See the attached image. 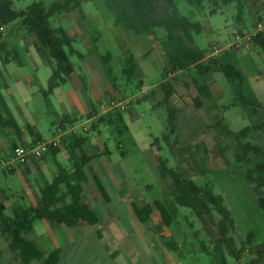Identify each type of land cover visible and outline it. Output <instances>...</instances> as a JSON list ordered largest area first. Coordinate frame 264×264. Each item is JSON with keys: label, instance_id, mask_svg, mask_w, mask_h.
Returning <instances> with one entry per match:
<instances>
[{"label": "rangeland", "instance_id": "1", "mask_svg": "<svg viewBox=\"0 0 264 264\" xmlns=\"http://www.w3.org/2000/svg\"><path fill=\"white\" fill-rule=\"evenodd\" d=\"M38 1L40 0H15L14 8L17 11L24 10ZM54 1L59 0H43L45 7H49ZM175 3L177 12L181 16L199 21L204 28L202 33L193 36L191 46L208 52L214 49L220 50L217 53L219 60L226 56L238 58L236 69L242 73V81L229 80L222 73L207 76L205 81L211 88L212 97L204 99L201 108H195L193 100L199 93L195 85L197 76L194 71L177 74L176 79H173L172 73L167 77L163 74L166 59L162 52L160 38L166 33L164 29H156L155 38H152L147 34L135 35L119 28L121 32H119L118 42L112 34L115 31L113 15L100 1L83 3L82 8L90 18L101 19V23L94 25L89 35L93 41L98 39L94 42V49L87 47L83 41L74 43V49L86 56L91 55V50L99 55H111V61L108 64L103 63L101 58L100 62L103 66L105 65L107 78L113 82L114 93L120 92L124 97L122 102L126 110L123 112V120L128 128V131H125L124 127L97 124V120H94L92 123L97 125V129L89 134L91 142L98 147L102 144L110 151V155L104 160L95 159L94 161H107V164H112L116 170L125 172L134 190L135 203L143 205L154 200L170 201L167 196L170 180L160 182L158 179V159H165L168 161V167L184 178L193 180L200 186L208 185L216 195L223 197L225 206L235 220V229L231 235L237 247L246 242L248 235H251L252 246L264 245V213L258 205V195L254 186L247 183L245 179L246 167L234 160L235 140L225 137L223 133L224 129L238 132L245 127H257L252 129L246 141L264 149V47L252 42L240 50L229 48L223 51L234 41L233 32L241 29L247 34L248 31L253 30V18L247 7L243 16L244 23L240 24L236 20L234 5L222 7L214 15H209V8L198 12L185 0H175ZM262 7L256 20L264 19V4ZM74 16L79 18L77 12L71 13L70 17ZM68 19V15H55L50 18V25L52 28L66 29ZM94 30L97 32L93 33ZM5 35L10 46L21 49L19 45L23 46V43L18 38L16 25L8 27ZM126 51L128 55H133L138 65L136 79L132 82H127L121 71L125 63ZM20 57L25 60L22 50H20ZM69 61L75 74L66 84L60 85V89L65 92H73L75 89L80 97L98 106L100 103L90 92L94 68L92 67L90 71L86 70V66L77 54H69ZM53 63L55 64L54 61ZM12 65L15 66L10 67H18L15 63ZM13 70L14 68L5 70L0 64L2 95H6L2 85L13 83ZM19 73L25 76L32 74L29 68L19 69ZM43 78L44 74L41 71L39 79L43 80ZM166 78L175 87V92L169 99V106L175 110V119L174 131L169 134V140L165 142L161 139L164 134H167V111L160 83ZM137 79L143 80L145 84L143 91H139L136 87ZM37 89L39 87H32L33 92ZM140 92H143L142 97H139ZM133 95L134 99L141 101H132ZM49 97L48 102L41 100L39 103L31 101L27 104V108L32 113L29 122L36 125L46 140L52 137L54 127L62 122L65 114L58 104V96ZM101 102L109 108V102L106 99L103 98ZM5 105L9 114L19 124L25 122L21 117L20 109L17 108L20 104L10 101L6 96ZM218 121L220 126H216ZM7 133L8 129L0 127V139L7 145L6 150H0L1 161L7 160L11 152L8 147ZM155 139H159V142L153 146ZM119 141H121V148L117 150ZM86 149L88 151V146ZM121 152H124L123 156ZM55 161L68 166L66 151L62 149L56 156L49 153L43 160L51 177L56 172ZM257 162H264V155L254 156L253 163ZM92 167L95 172L96 169L100 171L103 169L101 162L93 163ZM20 173L25 179L33 180L36 176L24 169H20ZM86 173L88 179L92 178L89 168L86 169ZM100 179V184L107 188L104 177ZM21 186L19 176L0 170V202H6L2 194H6L8 188L19 190ZM132 201L134 202L133 198H130L129 202ZM177 209L175 219L169 228L160 224L158 214L154 217L157 225L152 228L153 235L158 239L163 251L171 255L172 264H220V256L212 253L217 237L215 221L219 220V216L213 214L215 221L209 217L199 219L190 209L182 207ZM123 219L128 223L130 232L133 230L136 232L126 209H123ZM34 225L37 231L41 228L39 221ZM148 237V234H143L146 242ZM165 242L175 244L176 248L166 246ZM42 243L45 249L50 248L46 241ZM136 248L140 250L139 246ZM249 251L250 247H247L240 261H235L224 253L227 264H250L255 257L250 255ZM4 252H7V248L2 238L0 239V260ZM65 253L70 264H82L92 254L91 264H111V261L105 258L96 246L89 248L84 244H77L70 246ZM137 260L143 259L139 257ZM31 264H41V262L33 261ZM146 264H157L156 255L154 254L150 260L146 261Z\"/></svg>", "mask_w": 264, "mask_h": 264}, {"label": "trees", "instance_id": "2", "mask_svg": "<svg viewBox=\"0 0 264 264\" xmlns=\"http://www.w3.org/2000/svg\"><path fill=\"white\" fill-rule=\"evenodd\" d=\"M15 0H0V27L5 28L18 22L28 33L33 34L37 40L36 50L40 53L45 50L56 66L47 81V87L43 91V97L47 99L53 94L57 86L65 84L73 67L69 61V54L79 53L73 48V39L61 29H53L50 26V18L55 15L68 14L77 11L82 14V4L87 1H100L113 15L114 27L123 31L132 32L135 35L150 34L155 36L156 29H164L165 35L161 39V48L166 59L163 74L167 77L193 70L197 76L195 85L199 95L193 100L195 108L203 106V100L212 97L211 90L205 78L213 73H222L225 78L242 81L243 75L233 65L222 64L213 56L212 51H202L192 47L193 36L203 32L204 28L199 21H194L177 12L175 0H59L54 1L49 7H45L43 0L32 3L24 10L17 11L14 8ZM198 12L209 8V15H214L222 7L235 6L237 22H242L246 7L245 0H185ZM253 42L264 47V34L256 37ZM5 41L4 32L0 31V61L3 66L16 62L22 66V61L15 48H9ZM103 63L108 64L111 55H101ZM138 65L133 55L129 54L125 59L123 76L127 82L135 80ZM172 80V79H171ZM141 86L138 85L137 88ZM164 93L163 102L167 111V134L162 136V141L169 140V134L174 131L175 110L169 106V99L175 92V87L169 79L160 83ZM91 118V114L87 115ZM64 121V120H63ZM113 121L118 126L124 127L122 113L114 111L102 115L97 119V124ZM62 128L64 126L60 124ZM220 126V121L216 123ZM0 127L13 130L20 137L21 128L13 117L0 96ZM257 127H245L238 132L224 129V136L235 140V162L246 167L245 179L254 186L258 195V205L264 213V162L253 163V157L264 155V149L258 145L246 141L252 129ZM25 130L33 139V144L42 140L37 130L25 125ZM126 130V127H124ZM120 133V130H119ZM121 134V133H120ZM63 148L50 149L49 153L56 156L62 149L66 151L69 165L65 166L56 162V172L51 183L40 191L36 206L15 205L10 214L5 215V210H0V237L7 236L9 250L14 253L20 264H31L33 261L42 264H58L59 250L44 253L35 242L25 236L33 231L35 222L45 220L51 227L65 225L73 228L82 224L93 226L98 223L96 213L82 200L84 186L88 181L85 173L87 164L92 160L85 154L83 145L88 141L86 133H67L61 137ZM159 139L152 143L155 146ZM32 145V144H31ZM160 149V148H159ZM158 176L161 180H170L168 191L169 200H155L151 204L140 208L135 207V214L140 222H146L156 212L160 224L169 228L177 214L178 207L187 208L199 219L212 218L213 214L219 216L215 221L217 237L212 253L220 256V264H227L224 253L235 261H240L245 255L247 247L249 254L255 258L250 264H264V245L252 246L248 235L246 242L240 247L235 245L231 235L235 229V220L231 212L224 204L223 197L216 195L208 185H197L193 180L184 178L172 168L168 167V161L158 159ZM11 173V172H10ZM98 191L106 199V193L99 181L95 179ZM158 230V227L156 228ZM166 246L176 248L175 244L165 242ZM205 250V247H203Z\"/></svg>", "mask_w": 264, "mask_h": 264}, {"label": "crops", "instance_id": "3", "mask_svg": "<svg viewBox=\"0 0 264 264\" xmlns=\"http://www.w3.org/2000/svg\"><path fill=\"white\" fill-rule=\"evenodd\" d=\"M245 1L246 7L248 8V12L253 18L252 27H254L257 21L256 18L258 17L259 12L263 9L262 5L264 4V0ZM74 12L77 11H72L68 14H63L69 16V23L67 26L68 28L61 29L67 34L69 38L73 39V45L77 41H83L84 43H86L87 47L94 49V42H97L98 38L93 41L91 38H89V35L90 32H92V27L94 25L96 26L100 24L101 19L99 17L90 18L84 12L83 8L82 14H79L77 12L79 14V18L75 16L70 17L71 13ZM238 23L243 24L244 17L242 22ZM13 25H16L18 38L23 43V46L21 44L19 46L21 48L20 50H22L25 56V60L21 59L19 48L15 46H10L7 41V38H5L6 43L9 45L8 47L15 48L17 50L19 57L22 61V66H19L16 62H11L6 66H3L0 61V64L2 65L3 69L7 70V68H14L13 83L11 85H2V89L5 91L6 95H2L0 93V96H2L4 103L7 96L10 101L20 104L17 105V108L20 109L21 117L25 122L23 124H19L16 119L11 115L15 120L16 124L21 128L22 134L20 135V137H18L13 130H8L7 137L8 147L10 151H12V149L17 146H27L33 144V139L25 130L26 124H29L30 126L34 127L37 132L40 133L36 125L29 122L32 117V113L27 108V104L31 101L39 103L41 100L45 102H48L50 100V97H48L47 99L43 97V91L45 90V87L47 86V81L56 66V64L53 63V60L49 57L48 53L45 50H42L40 53L36 50L37 40L33 34L28 33L18 22H15L10 26ZM8 27L4 28V37L7 36L5 35V31ZM114 28L115 31L112 34L114 38H116V40L119 42V32L121 31L119 30V28ZM96 32V30L93 31V33ZM236 33L240 35L246 34L241 29H238L232 33V36L234 37ZM147 35L151 36L152 38H155V36L153 35ZM161 39L162 37L160 38V40ZM219 51L220 50H218V52ZM90 52V56L79 54L78 57L80 61H82L83 64L86 66V70L90 71L92 67L94 68V79L90 83V92L93 98L100 104L96 106L93 102H90L82 96L80 97L75 89L73 90V92H65L60 89V85L57 86L51 96H58V104L61 106L62 110L65 113L63 116L64 121L62 120L61 122L64 128L60 126L61 123L59 125H56L54 127V131L52 132V137L55 135L56 130L59 128L65 130L66 134H87L88 141L83 145V150L87 156L92 157V160L87 164L85 168V173L86 169L89 168L90 174L93 176L92 178L90 177L88 179L89 183L87 181L84 186L82 200L90 209H92L96 213L98 217V223L93 226L82 224L73 228H68L63 224L51 227L47 221L41 220L39 221V223L41 224V228L37 231L34 225L33 231L26 235L27 237H25L28 240L35 242L44 253H49L53 250L58 249V264H64L63 262H65V264H70L69 259L67 260V253H65V250H67L70 246H76L77 244H84L86 247L89 248H91L92 246H96L104 254V257L111 261V264H146V261L150 260L154 254L157 257V264H172L173 259L171 255L166 254L163 251L158 239L153 235L152 228L154 225H157L154 222V217L155 215H157V213L154 212L151 215L150 219L146 222H140L135 214V207L140 208L144 205L151 204L153 201L151 203L143 205L142 203L136 204L134 190L132 185L130 184L129 176L125 172L116 170L115 166H112V164H107V161H94L95 159L104 160L107 156L110 155V151L104 148L102 144L101 147H98L97 144L91 142L89 134L91 131H95L97 129V125L92 122L94 120H97L102 115L113 113L114 111H119L118 109H111L106 107L105 104L101 102V100L104 98L108 102L112 99L117 102H121L124 101V97L120 92H115L116 94L114 93V89L112 86L113 82H110L107 78L105 74V65L103 66V64H101L100 62L101 54L99 55L96 51L94 52L93 50H91ZM218 52H215L209 56L217 58ZM126 53L127 55L124 59L128 57V52L126 51ZM219 62L224 65L230 64L237 68L236 65L238 63V58L226 56L220 59ZM13 63H15L18 67H10L15 66L12 65ZM123 67L121 70L122 72ZM25 68H29L30 73L32 74H28L27 76H25L19 73V69ZM41 71L44 74L43 80L39 79V73ZM74 72L75 71H73L69 79L75 74ZM137 81L138 85H140L141 83V86L138 88L139 91H143V87L145 86L143 80L137 79ZM138 85L136 87H138ZM33 86L39 87V89L33 92ZM140 101L141 100H139L138 102ZM121 113L123 116V112ZM88 114H91V118H87ZM104 124L108 123L106 122ZM111 125L114 126L117 124L111 121V124L109 126ZM124 127L126 126L124 125ZM125 131H128L127 127ZM27 136H29V138H27ZM41 136V141H46L42 134ZM15 139H17V141H15ZM6 146L7 145L5 144V142L0 139V150H6ZM87 146L88 151L86 149ZM120 148L121 141L117 142V150ZM47 154H49V152ZM47 154H45L42 160L40 161H30L28 164L21 166L15 172H8L9 174L19 176V180H21L22 186L19 190L8 188V192L6 194H2V197L6 202H0V210H5V215H9L11 208L15 205L34 207L36 206L40 191L51 183L54 176L53 175L51 177V174L43 163V160L45 159ZM121 155L123 156L124 152H121ZM56 162L57 161H55V165ZM96 162L102 163L103 169L101 171L97 169L96 172L94 171V167L92 166L93 163ZM20 169H24V171L36 175L35 178H33V180L25 179L22 176V173H20ZM100 177H104V181L107 184V188L100 184L106 193V199L101 196L98 191L97 184L95 183V179H97L98 181L101 180ZM158 179L160 180V182L162 181L159 176ZM130 198H133L134 202H129ZM123 209H126L127 213L130 215L134 229L136 228V232H134V230L130 232L128 223L124 222ZM6 211H8V214H6ZM143 234L149 235L147 242L144 240ZM2 238L4 239L7 252L1 254L0 264H20L16 255L12 253L8 248V237L5 235L3 237H0V239ZM42 241H46L48 247L50 248L45 249V246ZM138 246L140 247V250L136 248ZM72 255H74V253H72ZM92 255H90L87 261L83 262L82 264H91ZM139 257L143 260H137V258Z\"/></svg>", "mask_w": 264, "mask_h": 264}, {"label": "built area", "instance_id": "4", "mask_svg": "<svg viewBox=\"0 0 264 264\" xmlns=\"http://www.w3.org/2000/svg\"><path fill=\"white\" fill-rule=\"evenodd\" d=\"M0 31L4 32V28L0 27ZM262 34H264V19H259L256 21L252 31L244 35L236 33V35L234 36V41L226 46L223 51H226L229 48L240 50L241 48L252 43L256 37ZM215 52H218V50L214 49L213 53ZM142 94L143 92H140L139 97H142ZM134 98L135 96H133L132 101H138ZM109 108L118 109L120 112H124L126 110L122 101L117 102L113 99L109 101ZM65 134L66 131L59 128L56 130L55 135L49 140L40 141L32 145H21L13 148L7 160H3L0 162V170H4L6 172H15L21 166L28 164L30 161L42 160L44 155L47 154L50 149L63 148L61 137Z\"/></svg>", "mask_w": 264, "mask_h": 264}]
</instances>
